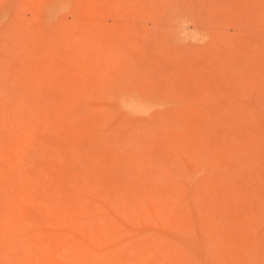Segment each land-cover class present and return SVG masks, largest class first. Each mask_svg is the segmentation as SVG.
<instances>
[{
	"label": "rangeland",
	"instance_id": "1",
	"mask_svg": "<svg viewBox=\"0 0 264 264\" xmlns=\"http://www.w3.org/2000/svg\"><path fill=\"white\" fill-rule=\"evenodd\" d=\"M0 264H264V0H0Z\"/></svg>",
	"mask_w": 264,
	"mask_h": 264
}]
</instances>
